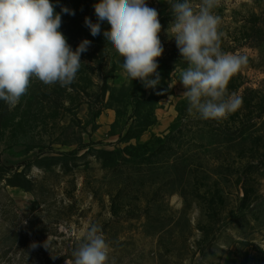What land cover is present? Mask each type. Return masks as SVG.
I'll list each match as a JSON object with an SVG mask.
<instances>
[{
    "label": "rangeland",
    "instance_id": "rangeland-1",
    "mask_svg": "<svg viewBox=\"0 0 264 264\" xmlns=\"http://www.w3.org/2000/svg\"><path fill=\"white\" fill-rule=\"evenodd\" d=\"M98 2L52 0L72 49L91 41L75 82L33 79L18 104L2 101L0 264H73L92 224L110 264H264V0L214 10L222 50L248 57L228 85L242 105L221 121L187 111L166 0H146L162 25L155 88L125 77L106 22L91 35Z\"/></svg>",
    "mask_w": 264,
    "mask_h": 264
},
{
    "label": "clouds",
    "instance_id": "clouds-1",
    "mask_svg": "<svg viewBox=\"0 0 264 264\" xmlns=\"http://www.w3.org/2000/svg\"><path fill=\"white\" fill-rule=\"evenodd\" d=\"M166 2L174 17L168 34L186 62L179 82L185 89L182 95L188 101V113L203 120L226 119L242 105V98L229 93L228 85L247 66L248 57L222 50L225 33L214 11L220 0H200L195 7L190 0ZM55 7L52 0H0V101L9 106L19 103L33 79L61 87L76 80L81 55L91 41L84 39L73 50L60 31L62 17ZM93 7L97 22L88 17L84 21L91 35L98 36L101 23L106 22L110 27L103 36L123 58L125 77L155 88L160 83L157 58L164 51L157 9L146 0H99ZM61 12L75 14L67 7ZM84 238L86 242L72 253L73 264H110V245L102 228L89 225Z\"/></svg>",
    "mask_w": 264,
    "mask_h": 264
},
{
    "label": "trees",
    "instance_id": "trees-1",
    "mask_svg": "<svg viewBox=\"0 0 264 264\" xmlns=\"http://www.w3.org/2000/svg\"><path fill=\"white\" fill-rule=\"evenodd\" d=\"M9 118V106L0 101V123Z\"/></svg>",
    "mask_w": 264,
    "mask_h": 264
}]
</instances>
